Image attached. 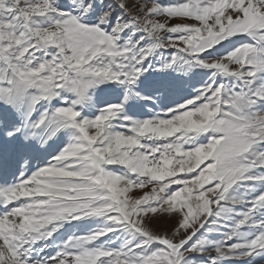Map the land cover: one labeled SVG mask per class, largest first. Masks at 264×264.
<instances>
[{"label":"snow or ice","instance_id":"obj_1","mask_svg":"<svg viewBox=\"0 0 264 264\" xmlns=\"http://www.w3.org/2000/svg\"><path fill=\"white\" fill-rule=\"evenodd\" d=\"M0 264H264V0H0Z\"/></svg>","mask_w":264,"mask_h":264},{"label":"rangeland","instance_id":"obj_2","mask_svg":"<svg viewBox=\"0 0 264 264\" xmlns=\"http://www.w3.org/2000/svg\"><path fill=\"white\" fill-rule=\"evenodd\" d=\"M130 2H131V0H130Z\"/></svg>","mask_w":264,"mask_h":264}]
</instances>
